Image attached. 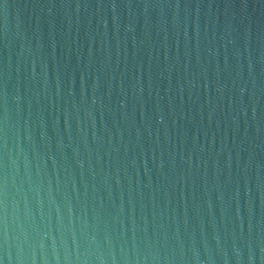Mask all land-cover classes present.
<instances>
[{
	"label": "water",
	"instance_id": "1",
	"mask_svg": "<svg viewBox=\"0 0 264 264\" xmlns=\"http://www.w3.org/2000/svg\"><path fill=\"white\" fill-rule=\"evenodd\" d=\"M0 264H264V0H0Z\"/></svg>",
	"mask_w": 264,
	"mask_h": 264
}]
</instances>
